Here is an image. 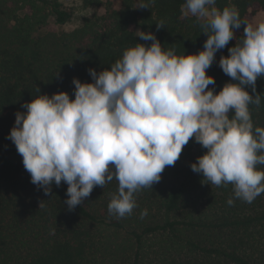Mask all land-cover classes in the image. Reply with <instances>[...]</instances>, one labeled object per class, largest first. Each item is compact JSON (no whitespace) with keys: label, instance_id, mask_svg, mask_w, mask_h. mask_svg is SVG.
<instances>
[{"label":"trees","instance_id":"1","mask_svg":"<svg viewBox=\"0 0 264 264\" xmlns=\"http://www.w3.org/2000/svg\"><path fill=\"white\" fill-rule=\"evenodd\" d=\"M82 2L100 12L60 32L58 26L73 18L60 0H0V264H264V193L248 203L234 197L232 184L203 181L190 165L207 149L194 138L158 183L134 194L137 207L123 218L108 212L118 192L115 179L94 187L72 211L65 203L66 183H53L48 195L31 183L22 156L7 139L16 112L27 111L23 104L61 91L74 99V77L92 83L89 68L97 74L110 70L129 47L151 45L137 30L155 33L162 49L177 55L198 53L208 38L196 17L184 15L185 0H155L150 9L135 8L137 0ZM214 6H235L248 23L249 14L264 9V0H216ZM161 20L165 28L157 31ZM244 27L216 53L219 60L244 39ZM219 60L206 70L216 81L215 93L238 83ZM245 90L260 94L259 107L250 104L249 110L254 128H264V76L255 93L251 86Z\"/></svg>","mask_w":264,"mask_h":264},{"label":"clouds","instance_id":"2","mask_svg":"<svg viewBox=\"0 0 264 264\" xmlns=\"http://www.w3.org/2000/svg\"><path fill=\"white\" fill-rule=\"evenodd\" d=\"M154 3L139 0L135 8L150 9ZM215 3L185 0L182 5L184 15L196 17L208 35L198 53L177 55L162 49L155 33L137 30L151 45L129 47L110 70L97 74L89 68L92 83L74 77V99L61 91L23 104L27 111L16 112L7 139L22 156L31 183L45 195L53 183H66L65 203L72 211L94 187L115 179L118 192L108 212L123 218L137 207L134 194L158 183L194 138L207 149L190 165L203 181L232 184L234 197L248 203L264 193V170L257 167L264 165V128H254L249 110L250 104L259 107L261 96L245 90L251 86L255 93L258 77L264 76V21L252 26L235 6L220 11ZM242 24L244 39L219 60L238 83H226L215 93L216 81L206 70ZM163 28V20L156 23L157 31ZM145 215L146 209L141 218Z\"/></svg>","mask_w":264,"mask_h":264},{"label":"rangeland","instance_id":"3","mask_svg":"<svg viewBox=\"0 0 264 264\" xmlns=\"http://www.w3.org/2000/svg\"><path fill=\"white\" fill-rule=\"evenodd\" d=\"M66 7L70 8L73 12V18L70 19L69 22L63 25H59L57 30L60 32L63 31H72L76 28H79L84 24V19L91 17L100 12L99 9L96 8H86L83 5L82 0H60ZM139 0H137L138 4ZM215 7V6H214ZM249 24L252 26H256L259 22L264 21V9H260L254 13L248 15ZM239 29L235 30V35H237ZM219 60L218 55L216 54V59Z\"/></svg>","mask_w":264,"mask_h":264}]
</instances>
